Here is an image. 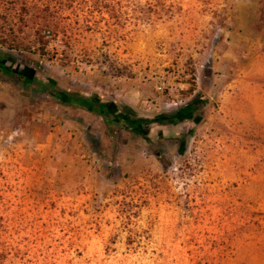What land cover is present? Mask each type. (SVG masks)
Listing matches in <instances>:
<instances>
[{
	"label": "rangeland",
	"instance_id": "rangeland-1",
	"mask_svg": "<svg viewBox=\"0 0 264 264\" xmlns=\"http://www.w3.org/2000/svg\"><path fill=\"white\" fill-rule=\"evenodd\" d=\"M0 61V264H264V0H0Z\"/></svg>",
	"mask_w": 264,
	"mask_h": 264
},
{
	"label": "trees",
	"instance_id": "trees-1",
	"mask_svg": "<svg viewBox=\"0 0 264 264\" xmlns=\"http://www.w3.org/2000/svg\"><path fill=\"white\" fill-rule=\"evenodd\" d=\"M0 71L6 74H17L24 79L26 84L33 82L31 78L24 75V70L16 71L11 66L0 61ZM37 86L41 90L47 91L50 95L55 97L60 103L79 106L88 111L101 115L107 123L111 125H120L124 129L130 130L133 134L148 137L151 126L153 124L167 125L172 123H181L185 120H192L199 109L198 100H192L185 106L172 114H162L154 118L139 117L132 114L130 111L120 110L116 105L110 101L102 100L96 95L84 96L63 90L52 82H39ZM186 149V141L180 142L179 151L184 152Z\"/></svg>",
	"mask_w": 264,
	"mask_h": 264
}]
</instances>
